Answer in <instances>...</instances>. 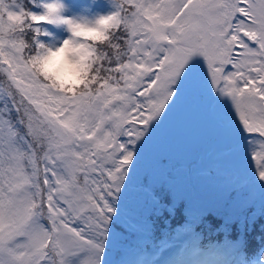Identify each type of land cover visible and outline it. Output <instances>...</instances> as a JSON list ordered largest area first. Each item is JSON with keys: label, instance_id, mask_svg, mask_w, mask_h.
<instances>
[{"label": "snow or ice", "instance_id": "6c2138e0", "mask_svg": "<svg viewBox=\"0 0 264 264\" xmlns=\"http://www.w3.org/2000/svg\"><path fill=\"white\" fill-rule=\"evenodd\" d=\"M188 97L220 175L201 212L264 209V0H0V264H264L150 241L174 186L145 147Z\"/></svg>", "mask_w": 264, "mask_h": 264}, {"label": "rangeland", "instance_id": "374dc122", "mask_svg": "<svg viewBox=\"0 0 264 264\" xmlns=\"http://www.w3.org/2000/svg\"><path fill=\"white\" fill-rule=\"evenodd\" d=\"M86 2L91 3L93 0ZM95 2L104 3V0ZM206 123L207 114L204 106L188 97L177 105L145 147L146 168L166 169V179L174 186L173 191L163 187L155 189L162 203L169 201L170 206H173L174 197L182 195L187 199L190 193L195 194L197 198H205L211 205L217 200L221 202V189L215 186L220 180L218 166L206 150L204 137ZM225 199L231 205L235 200V194ZM256 203L259 206L258 198ZM247 207L238 205L235 209L238 213H234V216L244 215Z\"/></svg>", "mask_w": 264, "mask_h": 264}, {"label": "trees", "instance_id": "16d2710c", "mask_svg": "<svg viewBox=\"0 0 264 264\" xmlns=\"http://www.w3.org/2000/svg\"><path fill=\"white\" fill-rule=\"evenodd\" d=\"M179 197L181 200L186 199L182 195ZM172 200L175 201L174 198ZM201 203L211 205L210 201L206 202L205 198L194 196L192 202L187 198L180 206L166 207L160 215H156L154 212L150 214L148 220L152 227L153 238L156 236V231H166V226L176 230L185 228L193 234L205 233L206 237L220 236L223 243L228 242L236 246L243 244L242 249L246 257H252L257 252L264 242V230H262L264 209L253 207L242 216L230 217L224 208L214 209L206 214L202 213ZM214 204L218 205L220 201L217 200ZM228 205L230 204L226 202L225 207ZM234 213L238 212L234 210ZM241 220L244 225L243 229L240 227ZM165 221L170 222L165 223Z\"/></svg>", "mask_w": 264, "mask_h": 264}]
</instances>
